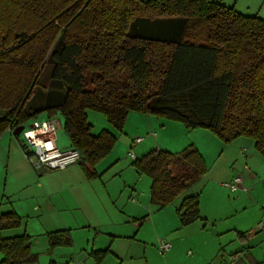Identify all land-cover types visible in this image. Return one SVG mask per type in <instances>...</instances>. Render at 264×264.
Listing matches in <instances>:
<instances>
[{"label": "trees", "instance_id": "trees-1", "mask_svg": "<svg viewBox=\"0 0 264 264\" xmlns=\"http://www.w3.org/2000/svg\"><path fill=\"white\" fill-rule=\"evenodd\" d=\"M46 65L49 86L36 96ZM34 95L42 104L26 109ZM0 111V137L59 114L87 180L99 178L95 168L117 141L92 133L88 111L118 133L136 113L206 130L223 144L245 137L264 158V20L210 0H0ZM131 165L151 182L150 205L182 197L180 226L201 220L199 193L186 194L207 173L196 147L150 149ZM20 219L0 213V264L37 262L25 232L1 237ZM46 238L50 251L72 245L69 230ZM108 254L90 258L101 264Z\"/></svg>", "mask_w": 264, "mask_h": 264}, {"label": "rangeland", "instance_id": "rangeland-1", "mask_svg": "<svg viewBox=\"0 0 264 264\" xmlns=\"http://www.w3.org/2000/svg\"><path fill=\"white\" fill-rule=\"evenodd\" d=\"M222 1L224 4L235 5V9L246 14L264 17V0ZM50 72L51 67L46 65L40 75V86L35 89L36 96L47 90L49 83L43 79ZM84 85V90L92 89L89 78ZM36 96L27 102L26 109L42 104ZM45 118V114H40L27 125ZM56 118L62 125V117L58 114ZM87 119L94 135L106 130L118 138L111 155L107 156L102 165L99 164V174L102 172L104 181L101 184V224L97 228L72 230L70 247H57L50 251L46 235H43L41 229L42 225L55 224L43 220L32 221L29 233H26L33 237L32 252L38 258L37 262L30 264H93L87 254L91 249L100 247L102 250L109 248L110 251L101 264H264V229L257 233L264 220V211L253 206L249 200L256 190H262L263 187L258 185L255 188L250 183L245 185L248 192L231 193L222 186L225 181L221 182L223 177L230 174L243 177L241 173L245 163L235 158V154L245 160L241 148H246V152L248 149L244 145L236 149V145L239 140L248 138L240 137L229 144L221 142V146L227 147L215 149L206 158L202 157L207 166L206 177L201 183L200 215L203 218L187 226H180L176 215L179 200L160 209L150 205V180L146 175L138 176L131 165L130 152L139 158L145 155L146 149L154 146L178 153L192 144L191 131L179 122L167 120V129L154 127L150 130V126L127 125L118 133L100 113L88 111ZM150 132H156L158 136L151 137L148 134ZM18 137V140H22ZM137 137L144 138V141L135 144ZM157 141L161 146H158ZM55 145L59 151L68 148L69 139L63 129L57 131ZM134 217L136 219L132 220ZM23 225L26 226V223L23 222ZM165 243L170 248L162 252L161 246ZM112 250L119 259L111 253Z\"/></svg>", "mask_w": 264, "mask_h": 264}, {"label": "crops", "instance_id": "crops-1", "mask_svg": "<svg viewBox=\"0 0 264 264\" xmlns=\"http://www.w3.org/2000/svg\"><path fill=\"white\" fill-rule=\"evenodd\" d=\"M210 1L221 3L226 7H233L234 9L236 8L235 5L224 4L222 0ZM235 10L243 16H257L264 20L262 15L246 14L237 9ZM168 123L169 122L167 119L164 118L129 113L125 126L127 127V125H137L141 127L144 126L146 128L150 126V130H152L151 128L154 127H162L163 130L169 127ZM189 131H191L190 135L192 136L190 143H192L191 145L194 144L202 157L206 158V156L215 149L227 147L225 145L221 146V142L206 130L195 129ZM160 132L163 133L161 130ZM148 134L154 138L158 136L156 132H150ZM116 139L118 140V138ZM20 141L21 140H18L14 134L9 131L0 137V213L5 214L10 213L11 211L17 214L21 218L20 220H22V226L20 228L9 230V232L8 230L2 231L1 237L11 238V236H20L24 232L27 234L26 232L29 233L28 230L30 223L32 221L38 222V220H43L45 223L51 222L55 224V226L44 225L45 227L42 225L41 232L43 235H47L50 233V231L55 232L69 230L72 233V230L76 231L80 228H97L101 224V219L99 217L100 214H102L101 209L103 208L101 201V184H104L103 176L101 174L102 172L99 174V170L101 167L100 165H102L107 157L99 163L100 165H97L95 168L99 178L87 180L77 164L70 165L66 169L59 171L36 167L33 159H30L27 157V155H25L26 152L22 148V143ZM239 141L240 142H238L236 145V149H238L239 145H244L248 149V152H246V148H241L242 156H244L245 160H243L239 154L233 153L235 154V158L238 160L240 159L243 164L245 163V167L241 173L243 177H241L239 174H230L227 177H223L221 179V182L225 181V183H222L224 184L222 186L225 187V184L228 182L230 183L234 177H240L244 187L246 184L250 183H253L255 188L260 185L263 187V189L256 190V193L251 195L249 200H251V204L253 206H256V208H262L264 211V158L256 152L253 140L241 139ZM157 144L158 146H161L159 141H157ZM149 148L152 150L155 147L153 146ZM162 148L164 147H161V149ZM150 149H146L147 151L145 154L150 151ZM110 155L111 153L108 156ZM135 159L136 156L134 159H131V163ZM204 177L206 176H203V178L199 180L188 192H186V194L193 195L199 193V196H201V183ZM246 192H248V189ZM181 199L182 197H178L174 203L179 200L177 203L179 206L182 201ZM157 208L160 209L159 207ZM135 219L136 217H134L132 220ZM23 222L26 223V226L23 225ZM258 232L259 231H257V233ZM30 237L33 248V237ZM124 237L127 238L126 235H124ZM100 249L102 250L101 247L96 248V250ZM93 250L95 249H91L90 252ZM111 253H113V255L119 259L114 250H112ZM87 255L90 258V253ZM91 261L93 260L91 259ZM73 262L74 260L72 263ZM220 262L221 261L217 263ZM92 263L94 264V262Z\"/></svg>", "mask_w": 264, "mask_h": 264}, {"label": "built area", "instance_id": "built-area-1", "mask_svg": "<svg viewBox=\"0 0 264 264\" xmlns=\"http://www.w3.org/2000/svg\"><path fill=\"white\" fill-rule=\"evenodd\" d=\"M57 117V116H56ZM45 118L43 121L33 122V124L23 127L20 137L23 144L28 148L30 155L28 158L33 159L36 167H41L47 170H64L68 166L76 164L79 160V154L76 150H72L68 146L67 149L60 150L55 147L56 133L62 129V125L58 118ZM143 138H135L134 143L139 144ZM130 157L135 158L134 154L130 152ZM225 187L231 193L238 191L246 192L247 189L243 186L240 177H234L230 183H226ZM133 201V200H132ZM168 244L161 246L162 252L168 251Z\"/></svg>", "mask_w": 264, "mask_h": 264}, {"label": "water", "instance_id": "water-1", "mask_svg": "<svg viewBox=\"0 0 264 264\" xmlns=\"http://www.w3.org/2000/svg\"><path fill=\"white\" fill-rule=\"evenodd\" d=\"M5 114H6V112H4V111H0V119L3 118V116H5ZM22 128H23V126L16 127V128L14 129V131H13V134H14L15 136H19L20 133H21L22 130H23ZM263 227H264V220L260 223V225H259V230H258V231L262 230Z\"/></svg>", "mask_w": 264, "mask_h": 264}]
</instances>
